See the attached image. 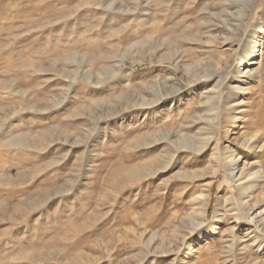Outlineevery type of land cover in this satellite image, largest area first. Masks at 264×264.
<instances>
[{"label":"rangeland","instance_id":"374dc122","mask_svg":"<svg viewBox=\"0 0 264 264\" xmlns=\"http://www.w3.org/2000/svg\"><path fill=\"white\" fill-rule=\"evenodd\" d=\"M253 203L264 0H0V264H264Z\"/></svg>","mask_w":264,"mask_h":264},{"label":"bare ground","instance_id":"6f19581e","mask_svg":"<svg viewBox=\"0 0 264 264\" xmlns=\"http://www.w3.org/2000/svg\"><path fill=\"white\" fill-rule=\"evenodd\" d=\"M178 61V60H177ZM217 65V64H216ZM180 67V66H179ZM192 67L193 66H189V67H185V70H186V72H189L190 73V71H191V69H192ZM217 68V67H216ZM249 70V69H248ZM124 73V72H123ZM211 77V75H204V76H202V77H199V78H196L195 80H190V81H188V84H193V83H195V82H199V81H201L202 79H206V78H210ZM179 88H181V85H180V87H178V89ZM163 97H165V96H163ZM255 138V136H252V137H250V138H247V139H245L246 141L248 140V142H252L253 140H255L254 139ZM245 141V144L247 143ZM254 145V144H253ZM206 146H208V140H207V142L206 143H204V144H201L199 147H197V150L199 151V150H201V149H203L204 147H206ZM252 147V146H251ZM241 155V154H240ZM250 164L249 163H246V162H243L242 164H240V157H235V158H233V157H231V158H229V161L227 160V173H228V177L231 179V180H234V181H236V183H237V185H238V188H239V195L241 196L242 195V197H243V195H244V193H242V192H240L241 191V188H242V180H244L243 178H244V176H246V173H245V169L249 166ZM245 182V181H244ZM261 195V194H260ZM252 196L253 195H251V196H249L250 198H249V200H251L252 199ZM239 198V201L238 202H240L241 204H243V205H245V203H247L246 201H244V198L245 197H243V198ZM260 197V196H259ZM199 198H201V201H200V214L204 217V215H205V212H206V206H207V204H206V195L204 194H201L200 196H199ZM232 198L233 197H230L229 199H231L232 200ZM254 198V197H253ZM256 200V199H255ZM255 203V202H254ZM254 203H253V205L251 206V207H248L247 209H245V212L247 213V216L249 217V223H251L252 225H254V226H257V223H258V219H260V218H262L263 217V215H264V210H258V208H257V206L256 205H254ZM257 204V203H256ZM247 205V204H246ZM238 219V218H237ZM202 221H203V219H202ZM201 221V222H202ZM198 224V223H197Z\"/></svg>","mask_w":264,"mask_h":264}]
</instances>
